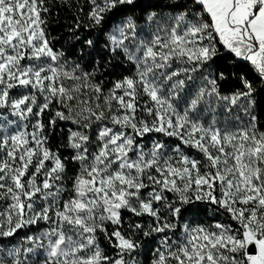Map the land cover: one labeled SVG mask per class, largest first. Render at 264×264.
Returning a JSON list of instances; mask_svg holds the SVG:
<instances>
[{"label": "snow or ice", "instance_id": "snow-or-ice-1", "mask_svg": "<svg viewBox=\"0 0 264 264\" xmlns=\"http://www.w3.org/2000/svg\"><path fill=\"white\" fill-rule=\"evenodd\" d=\"M0 264H264V0H0Z\"/></svg>", "mask_w": 264, "mask_h": 264}]
</instances>
